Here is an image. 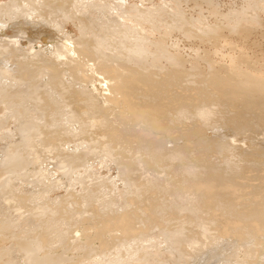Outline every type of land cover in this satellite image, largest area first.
<instances>
[{"label": "rangeland", "instance_id": "1", "mask_svg": "<svg viewBox=\"0 0 264 264\" xmlns=\"http://www.w3.org/2000/svg\"><path fill=\"white\" fill-rule=\"evenodd\" d=\"M81 1L82 3H84V5L82 3L80 4ZM86 1L88 3L90 2L91 4V1L93 0H89V1L71 0V2L69 1V4L66 2L55 3L54 1H47V0L44 1L43 0H0V11L3 15L6 14V16L8 15V13H10L8 16L10 17L12 15L10 17L11 19L15 18V16L12 14L11 11L18 12L19 16L20 17L22 16L21 18L24 20L25 23L31 21L30 24L31 27L32 26L35 27L38 25V24L37 25L32 24L33 22L35 23L36 20L37 21L44 20L47 24L44 22V24L40 23L39 25L42 26L45 25L44 29L48 30V32H51L52 35L54 34L53 37L57 35V32L60 33L61 35L62 33H66L65 35L63 34L64 37L62 38V40L60 39V41H62L63 44L64 41L69 42V40L72 39V37H74L73 38L74 40L76 38L75 41L80 40L82 38L84 42L83 43L81 40L82 44L86 46L87 44H85V42L90 43L88 44V46L90 45L89 49L91 47L90 50H96L98 49V47L101 48L99 42L102 43L104 42L103 45L105 47H108V50L106 48H103V50L105 51L107 50L108 52L111 50L112 51L119 50L120 54L122 55L121 51L125 50L126 44L132 46L137 42L142 45L143 42H147V41L154 42L160 39L159 43L165 40V42H162L164 45L163 46L161 45L160 48L162 49L166 48L167 44L170 46H174L175 44H178V47L181 48V51L182 52L184 51V53L186 52L185 57H187L188 59H191V57L203 58L202 53H200L202 51L200 50H203L204 46H206L207 48V45H203V44L200 45L199 42L198 43L196 42L198 40L193 39V37L190 40L184 36L187 34L185 28L190 27V25L193 24L197 26L203 25V27H206V24L207 25L222 24V22L223 23L225 22V19L226 21L227 19H229L228 16H231L232 19L238 18L240 14L241 15L246 14L244 13V11L247 10L249 13L258 12L261 15V17L264 18V12L262 11L264 10L263 9L264 0H213V1L211 0V2L208 0H119L120 2L124 3L123 6H126L127 10L131 9L135 5L137 7L147 9L148 12L153 14L151 15L152 17L150 16L151 19L147 16L150 21L148 19L147 21H145L146 18H143L144 20L139 19L142 17L140 13H133L135 14V17L141 16L138 18L139 20L135 18L134 19L135 21L126 17L129 14V12H124L127 13L125 15L122 12L123 16H121L122 15L121 13L118 16L116 15L117 13L115 10L108 11V10H101L100 8L94 7L92 5L87 6ZM102 1L103 0H100V4H103ZM114 1L116 2L117 0H113V2ZM39 2H42V4L40 3L39 5ZM94 2L99 3V0ZM129 3H131L132 7L127 6L129 5ZM258 8H262V10L260 9L258 10ZM107 11L109 12V14ZM114 11L115 14L112 13L111 15L110 12H114ZM234 11L236 14L234 13ZM1 13H0V21H1L0 36L1 35L2 36L0 37V46L1 45L2 46L0 47V67L4 70L3 67L5 66V64H7L8 66L7 69L5 70H7L8 72L4 75L5 78L0 77V82H1L0 85L3 86L2 91H4L3 93H0L1 94L0 96V116H1L0 117V156H1L0 157V206L6 208L5 210H3L5 211V213L8 214L11 213V215H13L12 219H15L17 214L20 217V218L18 217L19 219H22L21 217L25 218L26 214L27 216H31L32 214H40V216L31 217L32 218V219L30 218L31 221L29 220L26 223H22L21 229L23 230V232L21 233H15L17 232V230L15 229L13 230L11 227H6L3 230L4 234H6L7 237H10L11 239L6 240L8 244L5 243L6 241L0 242L1 243L0 264H23L24 261L26 260V256L29 254L27 253L28 251V246L26 245L28 242L27 240L28 239L33 240V238H36L38 241L46 239L47 243L52 242V244L54 245H58V246L62 245L63 248L66 247L69 253L71 255H74L75 260L77 259L76 260L77 263L75 261L74 264H83V262L82 263L79 262L80 260L79 256L80 254L81 255L83 254L82 251L85 250V247L83 248L82 245L78 246L79 245L78 243L75 246V242L69 244V240L71 239L70 237L73 236L74 234H78L79 231L80 233H83L86 230L89 231L90 229H91L90 231L93 230L96 231L98 229V226L100 227V224L102 226L103 223L105 224V225L103 224V226L110 225L113 221H115L114 220L115 217H119L118 215L120 216L123 215L124 212H125L124 214L125 218L129 219L130 229L121 235L122 238H119L120 240L119 239L111 240L110 243L107 244V247L105 246L104 248L105 250L103 252H96V256L97 255L100 256L99 254H102L101 256L103 255L106 256V259L104 260V263L106 264L108 263L109 259L114 257L120 258L122 256H126L128 255L129 252H130L129 254H132L135 252H141L146 249L147 250H150L151 248L155 249V247L157 246H162L164 244L162 243L163 241L162 237H164V233L165 235H168L171 234L173 230H174L173 233H175L176 230V235L178 233L180 238L184 237L187 239L188 237V239L189 238L192 239L193 237H197L196 240L198 241V243L193 244V246L197 244L195 245L196 248L193 247L190 249L188 248V245L192 244L191 240H189L190 241L189 243L186 242V244L181 245L183 248L188 249L191 253L189 255H183L182 260L186 262L183 264H238V262L239 264L242 263L264 264V239H263L264 238V204H263L264 183L262 184V182L264 181V179L262 178L264 176L254 178L252 181H250V184L248 183L246 186H240L241 189H239V186H234L238 188L237 189L234 188L236 189L235 192L236 194H232V195L229 194L230 191L224 190L223 187L218 189L216 187H213V191L211 189H207L204 187L201 190L197 191V189H195V187L193 186V182H191L196 176L202 177V174H204L205 176V175H209L205 173H210V175L215 174L214 176L217 175V177L221 176L220 178L223 177L222 179H224L225 177V180H227L226 182L229 184L234 179H237L239 175H241L240 174L241 172H243L242 174H248V173L251 174V172L257 173L259 171L264 170L263 169L264 168V159H263L264 158V110L262 111L258 109L257 112L254 109L244 113L242 110L239 111L238 107H237L238 110L236 107L233 108L234 105H231L230 101H225L226 96L224 95H223L224 97L221 95L218 96L219 95L218 94L215 96L216 98H214L212 93H216V90L215 91L212 90L214 92L210 93L211 89L208 88L205 90L206 96L201 94H200L201 96H199V94L197 93V89L192 84L186 86V88L187 87L191 88V89L189 88L187 89L190 92L189 93L187 91L190 94L187 96V98H182V99L174 98V97H170L168 99L161 98L162 101L167 102V107L166 110H164L165 113H163L162 120L161 118L159 119L163 122L164 127L168 128V130L170 131H173L180 125L179 127H182L181 129H184L183 130L184 132L181 131L183 132V134L175 135L176 139L175 141H173L174 144L176 145L175 146L173 144V147L177 149L174 148L175 151L173 150L174 152L173 155L171 156L173 160L171 161L172 164L170 166L171 167L174 166V167L173 169L171 168L172 173L170 175L172 174L175 175V172L176 175L175 176L172 175L173 176L172 180H174V182L172 181V184H170L171 186L170 188H168L169 190L168 189L159 190V188L158 189L142 188L143 190L142 192L140 185H137L138 183L135 177H133L134 180L130 179L129 181H124L120 178L119 165L115 166L110 161L104 162V159L106 158L105 155L107 154L106 152L105 153L103 152V155L105 154L104 158L101 159L100 157L102 155L101 153L102 150L106 149V150H110L112 153H115L113 155H117V156L111 155L110 156L111 160L113 159V157H115L116 159L118 158L120 159V157L126 153L125 151L128 148L131 149L132 151V147L137 142L136 135L139 133V131L132 129L131 127L125 124L114 125L115 123H112L113 126H111L110 128L111 130H110L108 126H105V122L107 125V123L111 121L112 118L111 114H108L106 116L104 115L106 119L103 118L105 119V120L102 119L103 122L101 121V119L99 120L96 117L89 118L88 115L90 111H92L91 109H93L94 107L93 105H99L103 102L101 99L96 100V97L94 98L92 97L90 99V101L93 100L92 101V103H94L93 105L89 104L87 101H83V102L79 101L80 99L78 100L79 102L74 100L75 97L74 91H76L78 88L91 90L94 87L92 86V84H89V88H86L84 86L85 84L81 82V80L76 79V77L73 78L76 71L75 69L76 67L75 66L73 67V65L70 64L68 61H66L68 63L65 62L64 64V62H61L63 58L61 59V56H57L59 54V51L65 49L68 43L65 42L63 49L60 47L61 45L59 42H57L56 43L57 45L55 46L51 45V43L49 42L46 43L45 36L47 37V35H45V33L44 34L39 33L40 38L34 41V37H32V41H31L30 39L31 35L32 36L35 35L37 30L36 31L31 30L30 32L29 28H26L25 30L23 28H18L19 24L18 25L15 24L11 26V22H5V19L7 17L3 16ZM200 15L202 18L200 17ZM30 17H33V20H31ZM155 17L157 18L156 20L158 21H155ZM120 20L122 21L126 20L125 21L126 24H124ZM136 20H138V23ZM119 21L125 27L122 24H120ZM166 21L168 22V24ZM135 23H137L138 25L137 24L135 25ZM159 25L161 26V28ZM14 26L17 28H14ZM55 26L58 27V29ZM127 26L129 28H127ZM170 26L171 28H175L173 29V32ZM150 27L152 28L155 27V28L151 29ZM162 27L164 29H162ZM167 27L168 30H166ZM55 28L57 31L55 30ZM156 28L158 29V31ZM60 29L62 30V32ZM180 29L185 32L184 35L182 34ZM20 30L23 33L19 32ZM163 30H165L166 32L165 31L164 32L165 34L166 33L167 34L166 35L164 34L165 37L162 40L161 36H164L161 35ZM159 32L161 36L159 35ZM168 32H169V36H168ZM60 34H58L57 36H60ZM180 34H182V36ZM67 37L69 40L65 39ZM154 38H156V40H154ZM29 40L31 41V44H28ZM156 44H158V42ZM197 44L198 46H196ZM12 45L14 46L16 45L15 47L20 52L24 51L25 53L18 55V53H15L13 51L14 46ZM37 47L40 52L45 51L44 53L41 52L43 56L45 54L47 55L44 56L45 57L44 59L42 58L43 60L39 58L38 53H37L38 56H36V52L34 50H36ZM43 47L46 49L42 50ZM195 47L197 49H195ZM52 48H54V50ZM47 51L51 52L53 56L51 54H48ZM119 52L117 53L119 54ZM30 53H31V57L30 55L29 57H27L26 55ZM32 54H34V56ZM155 54L156 51L152 54H148L147 58H150ZM200 54L202 56H200ZM211 57L213 58V56ZM214 58L216 59V57ZM2 61H4V63H2ZM56 61H58L61 64H57ZM68 65H70V67ZM53 66L57 68H61L64 70L63 72L65 71L66 72L59 73L57 68H55V70L52 69L54 68ZM48 67L50 68V70ZM1 68H0V72L2 71ZM8 69H10V71ZM69 69L71 72L69 71ZM43 74L45 77L43 76ZM77 74H80V72H78ZM20 75L23 76V78ZM48 75L51 76L50 79H48L49 77ZM92 82L94 83L95 81L92 80ZM98 85L104 87L103 82L98 83ZM191 86L194 88H192ZM208 96L210 97L209 99ZM1 100H3L5 103ZM222 100H224V102ZM218 102L220 105H218ZM234 109L237 111H235ZM4 110L6 112H3ZM82 110L83 111L87 110V112L86 111L83 112ZM237 112H239L238 114L240 116L235 115ZM232 115L234 116V118H232L233 117ZM253 115L256 117H254ZM235 121L237 124L235 123ZM194 123L195 124L198 123L200 126L196 124L195 127ZM229 124H231L230 126L232 125L233 126L230 128ZM184 126L186 129L184 128ZM123 127L124 129L122 130ZM191 128L194 129L192 130ZM238 129L241 131H239ZM132 130L135 131L132 132ZM220 131L223 134H225L226 137L225 136L221 137ZM20 132H26L29 135L28 142L30 147L27 148L31 150V152L33 150L35 154H38L41 157V164H40V168L42 169L41 171L40 170L38 171V169H36V166L38 164L37 162H36L37 164L34 163L36 166L34 164L33 165L30 164L28 168L25 169L17 165L14 166L12 165L14 164L13 163L14 160L27 156L22 150H18L16 152L8 151V146L12 144L11 142L16 143L17 139H20L19 138ZM212 134L215 136L213 137ZM182 135L183 137H185L184 139L186 138L187 139L184 140ZM177 137L179 138V140L177 139ZM219 137L221 138L220 140H218ZM234 139L236 140L238 139L240 141L236 142ZM213 140H215V142ZM245 140L246 141L248 140L249 142L248 141L245 142ZM210 141H212V143ZM222 143H226L227 148L223 147L226 145L225 144L223 145ZM171 144L172 143L170 144L168 143L167 146L169 147ZM234 144H238L239 147L236 145L235 147H233ZM246 144L249 145L248 147H250L251 145L253 147L248 148ZM105 145L108 147L103 148ZM183 147L185 149H183ZM231 148H233V150L234 148L235 149L239 148L240 150L237 149L238 151L235 150L234 152L231 153L230 151H233L231 150ZM178 150L179 151L182 150V151L178 152ZM99 151L101 155L99 154ZM257 151H259L260 153H257ZM158 152H153L151 158L147 160L145 158L142 161L138 162V166L142 165L140 167H144L143 163H145L146 169H148L143 173V175H141L142 176L141 178H144L143 176L145 175H146L145 178L150 176L153 177L156 175L157 177L159 176L165 177L164 172H158V171L163 170L165 169V167H167L163 159L164 157H166L165 159L167 161L166 160L165 161L167 164L170 163V161L167 159V154H164L166 153V150L164 151L163 149V151H161V154L160 151ZM214 152L216 154H214ZM243 152L245 155L243 154ZM28 153H30V151ZM56 153L57 155H54ZM70 153L79 155L80 158L79 156H77V160H76V158L73 159L71 156L69 155L67 156V154ZM94 153L97 154V157L95 156ZM154 153L155 156L158 157H155ZM62 154L64 155V157L63 156L59 157ZM221 154L223 155V157ZM235 154L236 156H234ZM140 155L141 154L139 152L134 153V156L137 158L145 157V155L142 156ZM216 155L219 158H217ZM182 156H184V158ZM204 156L207 158V160ZM179 157L180 158L182 157L184 159V162H182L183 159L182 160L180 159L181 161L178 160ZM115 158L113 160H116ZM208 158L210 159L208 160ZM238 158H240V160ZM247 158L250 160V162L247 160ZM255 159L260 161H256ZM95 161L98 162L96 163ZM187 161L190 166L188 165L186 167V165L188 164L186 163ZM178 162L180 164H178ZM191 162L192 163L194 162V164H192ZM231 162L233 163L232 164L233 166H231L230 164ZM197 163L200 166H197L198 165ZM208 164L212 167L215 166V169L214 168L210 169L209 168L210 166H208ZM242 164L243 165L246 164V165L243 166ZM110 165H112V167ZM192 165L194 166L196 165V167ZM253 165L256 167H253ZM236 166H239L237 167L238 170ZM96 167L97 169H95ZM180 167L181 170L179 169ZM198 167L200 168L202 167V172L196 173L195 171H193L194 168L199 169ZM175 168L177 170H174ZM206 168L208 169V172L206 171L207 170ZM234 168L236 170H234ZM243 168H245V170ZM197 169L195 170L197 171ZM31 170H34V172L35 171L36 172L34 173ZM215 170L216 172H213ZM37 171L40 172L41 174L40 173L37 174ZM244 171H246V173ZM189 176H191L192 178H190ZM101 178L105 179V183L104 185L97 186L96 182ZM251 178H253V175L251 176ZM259 183L262 184L263 186L260 185ZM136 185L140 189H138ZM127 186H129L130 188ZM190 188L191 189L193 188V190H190ZM127 189H129L130 192ZM134 189H138V191ZM194 192L197 193L195 194ZM254 192L256 193V195L254 194ZM190 195H193V197H191ZM247 195L251 198H249ZM160 196H162L163 198ZM167 196H169L168 199ZM240 197L243 198L244 200L243 199L241 200ZM174 198L175 200L176 199L177 200L174 201ZM229 198L230 199L234 198V200L232 199L233 200L232 201ZM237 198L240 199L238 201L240 203L237 202L238 200ZM250 199H253V201ZM17 203H19L21 206L18 207L19 209L16 206L11 207L13 205H16ZM131 205L133 206L131 207ZM241 205H243L244 207ZM129 206L132 208V210ZM64 211L67 213H65ZM61 213L63 214V216H61ZM52 217L53 219H51ZM54 217H56V220ZM99 217H101L103 220ZM102 221L103 223H101ZM97 222H99L100 224ZM229 223L232 225H230ZM3 224L4 226H9L6 222L4 223L0 221V226H3ZM203 228L206 231H203ZM78 229L79 231H77ZM113 231H109L108 234L109 235L111 234V236L115 235L114 234L115 232ZM201 231L205 232L207 235L202 234ZM117 233L118 232H116V234ZM20 236L24 238L21 239ZM169 239H174V238L170 237ZM113 241H115V243ZM21 244L23 245V247L21 246ZM96 244L97 243H94L92 244V246L94 245L96 246ZM94 250L95 249H93V251ZM165 255L167 256L166 259L172 260V256L170 254H165ZM165 255H158L159 257L157 258L165 259ZM193 255H197L198 258L197 262H195L196 260L195 257H192ZM167 264H172V263L169 262Z\"/></svg>", "mask_w": 264, "mask_h": 264}, {"label": "bare ground", "instance_id": "2", "mask_svg": "<svg viewBox=\"0 0 264 264\" xmlns=\"http://www.w3.org/2000/svg\"><path fill=\"white\" fill-rule=\"evenodd\" d=\"M44 1V0H43ZM47 1H54L55 3L56 2H66L69 4V1L71 2V0H47ZM78 1V0H77ZM85 1V0H84ZM89 1V0H88ZM94 1H98V0H93L91 1V4L90 2L88 3L87 1V6L88 5H92L94 7H97V8H100L101 10H115L116 11V15L119 16V14L123 12V14H127V13H124V12H129L128 15L130 16H126L127 18L131 19V20H134L135 18H139V19H143V18H146L145 21H147L148 17L151 19V14L150 12L147 11V9H143L141 7H137L136 5L135 6H131V3H129V5L127 6H130L132 7L131 9L127 10L126 6H123L124 3L120 2L119 0H117L116 2L113 0H103V4H100V0H99V3L98 2H94ZM211 2V0H208ZM213 1V0H212ZM40 3L42 4V2H39V5ZM44 3V2H43ZM82 3V1L80 2V4ZM84 5V3H82ZM221 4V3H220ZM214 5H217V4H214ZM9 6V5H8ZM129 7V8H130ZM260 7V6H259ZM89 8V7H88ZM257 8V7H256ZM255 8V9H256ZM262 10V8H258V10ZM264 9V8H263ZM4 10V9H3ZM217 10V9H215ZM236 10V9H235ZM107 11V12H108ZM115 11L114 12H110L111 15L112 13L115 14ZM252 11V10H251ZM255 11V10H254ZM264 12V10H262ZM6 12V11H5ZM9 12V11H7ZM12 14L15 16L14 19H11L10 17L12 16H8L10 13H8V15L6 16V14H2L1 11L0 13L7 17L5 19V22H11V26L12 25H15V24H19L18 28H23L24 30L26 28H29L30 29V32L31 30H34L36 31L35 35H29L31 41H32V37H34V41L35 40H38L39 37V33H45V35H47V37L45 36V39H46V43L49 42L51 43V45H57L56 43L59 42L60 43V47L63 49L64 47V44L65 42L68 43L66 45V48L59 51V54L57 56H61V62H65L68 61L70 64L73 65V67L75 66L76 68V71H75V74L73 76L76 77V79H79L81 80V82H83L85 85L86 88H89V84H92V86L94 87L93 89L91 90H86V89H83V88H78L76 91H74V94H75V97H74V100L75 101H87L89 104H94L92 103V101H90V99L93 97H96V100H99L101 99L103 103L99 104V105H93V109H91L92 111H90L88 117L89 118H92V117H96L98 118L99 120L103 118L106 119V115L108 114H111L112 118H111V121L107 123L106 125V122H105V126H108L109 129L111 128V126H113L112 123H115L114 125L116 124H125L129 127H131L132 129H135L136 131L138 130L139 133L136 135V144L132 147V151L131 149H127L125 152V154H123L120 159H116L115 157L113 156H117V155H113L115 153H112L110 150H106V149H103L105 151L102 150V155H103V152L107 153L105 155V159H104V162L105 161H110L113 165H119V173H120V178L124 181H129L130 179L134 180L133 177L136 178V181H137V185H140L141 187V191L143 192L142 188L143 189H149V188H152V189H164V190H167L168 188H170V184H172V181L174 182V180H172L173 176L176 175V172H175V175H170L172 173V170L171 168L173 169V167H171L170 165L172 164L171 161L173 160V158L171 157L173 155V152L175 151L173 147V144L175 141V135H178V134H183V130L184 129H181L182 127H177L175 130L173 131H170L168 130V128L164 127V124L163 122L161 121L162 120V117H163V113L164 110H166V107H167V102L166 101H162L161 98H170V97H174V98H187L188 95H190L189 93V90H187L188 88L191 89L190 87H187V85L189 84H192L195 86V88L197 89V93L199 94V96L201 95H205V90L206 89H211L210 93L211 92H214L216 90V93H212L214 98H216L215 96L218 95V96H226L225 97V101H230L231 105H234V107H238L239 108V111L242 110L244 113L245 112H249L251 110H264V18L261 17V15L258 13V12H253V13H249L248 10L247 11H244V15H241L238 16V18H234L232 19L231 16H228L229 19H225V24L222 22V24H212V25H207L206 24V27H203L202 26H197V25H190V27L188 28H185L186 29V35L184 31H182L181 29V32L182 34L187 38V39H195V40H198L196 41L197 43L199 42V44H203V45H207V48L206 46H204L203 50H200L202 52V55L200 54V56H202L203 58H196V57H191V59H188L187 57H185V53L184 51L182 52L181 51V48L178 47V44H175L174 46H170V45H166L167 47L166 48H160L161 45L163 46L164 44L162 42H165V40H163V38L165 37V30L162 31V34L161 35H164V36H161L160 35V32H159V35L162 37V40L160 43V39H158V41L156 40V38H154V42H143V44H139V43H135L134 45L132 46H129V44L127 45L126 44V47H125V50L124 51H121L122 52V55L120 54L119 50H115V51H107L108 50V47H105L103 45L102 42H99L100 45H101V48L98 47V49L96 50H90L89 49V46L88 44L90 43H86L87 44L86 46L84 44L81 43V40L83 42V39L81 38L80 40H75L73 39L74 37H72V39H68L65 38L66 40L68 39V41H64V44L62 41H60V39L62 40V38L64 37L63 34L65 35L66 33H62V35L60 33L57 32V35L60 34V36H55L53 37L52 33L51 32H48V30H45V25H39L40 23H43L44 24V20H41V21H37L34 23H32L33 25H37L35 27H31L30 24H31V21H28V22H24V20L19 16V13L18 12H13L11 11ZM21 12V10H20ZM261 12V11H260ZM132 15H131V14ZM133 13H140L141 16L139 17H135V14ZM215 13V12H213ZM235 13V11H234ZM241 13V12H240ZM22 14V13H21ZM109 14V12H108ZM123 14L121 16H123ZM209 14V13H208ZM222 14V13H220ZM224 14V13H223ZM236 14V13H235ZM243 14V13H242ZM138 15V14H137ZM154 15H157V14H154ZM214 15V14H213ZM114 16V15H113ZM112 16V17H113ZM148 16V17H147ZM151 16V17H150ZM224 16V15H223ZM111 17V16H110ZM158 17V16H156ZM155 17V21H158L156 20L157 18ZM161 17V16H160ZM201 17V15H200ZM24 18V17H23ZM31 20H33V17H30ZM108 18V17H107ZM114 18V17H113ZM202 18V17H201ZM227 18V17H226ZM116 19V18H115ZM114 19V20H115ZM121 19V18H120ZM138 19V20H139ZM154 19V17H153ZM152 19V20H153ZM200 19V18H199ZM117 20V19H116ZM138 20L137 23H138ZM144 20V19H143ZM142 20V21H143ZM149 20V19H148ZM163 20V19H161ZM159 20V21H161ZM167 20V19H166ZM204 20V19H203ZM3 21V20H2ZM121 22H123L124 24H126V20L122 21L120 20ZM119 21V22H120ZM135 21V20H134ZM150 21V20H149ZM148 21V22H149ZM154 21V22H155ZM165 21V20H164ZM169 21V20H168ZM199 21V20H198ZM1 22V21H0ZM120 22V24H122ZM130 22H133V21H130ZM140 22V21H139ZM167 22V21H166ZM202 22V21H200ZM208 22V21H207ZM46 23V22H45ZM135 23V25L137 24ZM143 23V22H142ZM145 23V22H144ZM153 23V22H152ZM151 23V24H152ZM159 23V22H158ZM157 23V24H158ZM194 23V22H193ZM214 23V22H213ZM47 24V23H46ZM132 24V23H131ZM156 24V23H154ZM168 24V22H167ZM171 24V23H170ZM182 24V23H181ZM123 25V24H122ZM134 25V27H135ZM138 25V24H137ZM141 25V24H139ZM143 25V24H142ZM150 25V24H149ZM179 25V24H178ZM2 26V24H1ZM30 26V27H29ZM47 26V25H46ZM124 26V25H123ZM154 26V25H152ZM160 26V25H159ZM158 26V27H159ZM169 26V25H168ZM172 26V25H171ZM170 26V28H171ZM180 26V25H179ZM56 27V26H55ZM125 27V26H124ZM157 27V28H158ZM164 27V26H163ZM162 27V29H164ZM178 27V26H176ZM187 27V26H186ZM13 28V27H12ZM14 28H17L14 26ZM58 29V27H56ZM55 28V30H56ZM127 28H129L127 26ZM151 29L155 28V27H150ZM156 28V29H157ZM161 28V26H160ZM169 28V29H170ZM181 28V27H180ZM8 29V28H7ZM132 29V28H131ZM162 29H159V30H162ZM172 29V32H173V29L175 28H171ZM4 30V29H3ZM41 32H40V31ZM52 30V29H51ZM61 30V29H60ZM168 30V27L167 29ZM184 30V29H183ZM23 31V30H22ZM57 31V30H56ZM152 31V30H151ZM158 31V29H157ZM156 31V32H157ZM165 31V32H164ZM179 31V30H178ZM21 32V30L19 31ZM18 32V33H19ZM26 32V31H25ZM60 32V31H59ZM62 32V30H61ZM65 32V31H64ZM164 32V33H163ZM170 32V31H169ZM169 32H168V36H169ZM184 32V33H183ZM2 33V32H1ZM23 33V32H21ZM34 33V32H33ZM158 33V32H157ZM171 33V32H170ZM180 33V32H179ZM29 34V33H28ZM71 34V33H70ZM132 34V33H131ZM137 34V33H136ZM177 34V33H176ZM182 34H180L182 36ZM4 35V34H3ZM172 35V34H171ZM170 35V36H171ZM174 35V34H173ZM2 36V35H1ZM0 36V37H1ZM81 36V35H80ZM166 36V37H168ZM28 37V39H29ZM70 37V36H69ZM117 37V36H116ZM125 37V36H124ZM178 37V35H177ZM175 37V38H177ZM118 38V37H117ZM64 39V40H65ZM174 39V38H173ZM185 39V38H184ZM153 40V39H152ZM179 40V39H178ZM177 40V41H178ZM7 41V40H6ZM31 41L29 40V43L28 44H31ZM80 41V42H79ZM193 41V40H192ZM158 42V44H156ZM188 42V41H187ZM191 42V41H189ZM195 42V41H194ZM45 43V44H46ZM81 43V44H80ZM84 43V42H83ZM92 43V42H91ZM192 44V43H190ZM194 44V43H193ZM123 45V43H122ZM195 45V44H194ZM200 45H199V48H200ZM2 46V45H1ZM0 46V47H1ZM14 46V45H12ZM16 46V45H15ZM14 46V49L13 51L15 53H18L19 54H23L25 53L24 51L20 52L16 47ZM42 46V45H40ZM46 46V45H45ZM49 46V45H48ZM198 46V44L196 45ZM194 47V46H193ZM50 48V47H48ZM47 48V49H48ZM56 48V47H55ZM103 48H106L107 50H103ZM111 48V47H110ZM109 48V49H110ZM114 48V47H113ZM116 48V47H115ZM123 48V47H121ZM191 48V46H190ZM36 49V48H35ZM46 48H42V50H45ZM54 50V48H52ZM93 49V48H92ZM112 49V48H111ZM194 49V48H192ZM195 49H197L195 47ZM32 50V49H31ZM41 50V49H40ZM19 51V52H17ZM36 52V56L39 55V58H45L44 56H47L46 54L43 56V54L41 52L43 51H39L38 47L36 50H34ZM91 51V52H89ZM156 51V54L150 58H147V55L148 54H152ZM199 51V50H197ZM7 52V51H6ZM30 52V51H29ZM45 52V51H44ZM43 52V53H44ZM48 54H51V52L47 51ZM119 52V54L117 53ZM195 52V50H194ZM38 53V55H37ZM11 54V53H10ZM196 54V53H195ZM26 55V54H25ZM31 57V53L30 54H27L26 56L27 57ZM34 56V54H32ZM52 55V54H51ZM53 56V55H52ZM196 56V55H195ZM211 56L216 57V59L212 58ZM25 58V57H24ZM57 58V57H56ZM28 59V58H27ZM40 59V61H41ZM42 59V60H43ZM58 59V58H57ZM4 60V59H3ZM39 60V59H38ZM52 60V59H51ZM90 61V62H89ZM92 61V62H91ZM36 62V61H35ZM34 62V63H35ZM57 64H61L59 63L58 61H56ZM66 62V63H68ZM2 63H4V61H2ZM26 63V62H25ZM39 63V62H38ZM204 63V64H203ZM24 64V63H23ZM44 64V63H43ZM47 64V63H45ZM41 65V63H40ZM67 65V64H66ZM4 66V65H3ZM2 66V67H3ZM7 64H5V66L3 67L4 70L2 69V71L0 72V77L3 78L4 75L8 72L7 70ZM62 66V65H60ZM70 67V65H68ZM54 67V66H53ZM67 67V66H66ZM68 67V68H69ZM18 68V67H17ZM49 68V67H48ZM55 68L57 67H54L52 69L55 70ZM65 68V67H64ZM67 68V69H68ZM43 69V68H41ZM45 69V67H44ZM58 69V72L59 73H62L64 70L61 69V68H57ZM10 71V69H8ZM22 70V69H21ZM50 70V68H49ZM23 71H26V70H23ZM35 71V70H34ZM39 71V70H38ZM70 71V69H69ZM73 71V70H72ZM66 72V71H65ZM63 72V73H65ZM68 72V71H67ZM71 72V71H70ZM78 72H80V74H77ZM25 73V72H24ZM37 74V73H36ZM26 75V74H25ZM47 75V74H46ZM65 75V74H64ZM21 76V75H20ZM44 76V74H43ZM48 79L51 78L50 75H48ZM19 77V76H18ZM23 78V76H21ZM30 77V76H29ZM45 77V76H44ZM68 77V76H67ZM65 77V78H67ZM202 77V78H201ZM5 78V77H4ZM42 78V77H41ZM201 78V79H199ZM47 79V81H48ZM25 80V79H24ZM23 80V81H24ZM92 80H94L96 82L93 83ZM201 80V82H200ZM203 80V81H202ZM46 82V80H45ZM100 82H103L104 83V87L101 86V85H98V83ZM184 82V83H183ZM1 84V82H0ZM16 84V83H15ZM54 84V83H53ZM102 84V83H101ZM103 85V84H102ZM200 87H199V86ZM202 86V87H201ZM206 86V87H205ZM192 87V86H191ZM2 88L3 86L0 85V93H3L4 91H2ZM10 88V87H9ZM12 88V87H11ZM66 88V87H65ZM72 88V87H71ZM194 88V87H192ZM74 89V88H73ZM10 90V89H9ZM69 90V89H68ZM193 90V89H192ZM195 90V89H194ZM214 90V91H212ZM12 91V90H11ZM189 93H188V92ZM192 92H195V91H192ZM8 94V93H7ZM5 94V95H7ZM201 94V95H200ZM192 95V94H191ZM1 96V94H0ZM206 96V95H205ZM223 96V97H224ZM67 97V96H66ZM101 97V98H100ZM63 98V97H62ZM210 97L208 96V99ZM213 98V99H214ZM69 99V98H68ZM216 100V99H215ZM218 100V99H217ZM3 101V100H1ZM78 101V102H79ZM185 101V100H184ZM224 102V100H222ZM4 102V101H3ZM72 102V101H71ZM188 102V101H187ZM220 102V101H219ZM218 102V105H220ZM222 102V103H223ZM5 103V102H4ZM196 103V102H195ZM208 103V102H207ZM221 103V102H220ZM74 105V104H73ZM225 105V103H224ZM227 105V104H226ZM81 106V105H80ZM79 106V107H80ZM78 108V107H77ZM228 108V107H227ZM237 108V110H238ZM74 109V108H73ZM76 109V107H75ZM74 109V110H75ZM80 109V108H79ZM225 109V108H224ZM35 110V109H34ZM67 110V109H66ZM73 110V111H74ZM84 110V109H83ZM82 110V111H83ZM89 110V108H88ZM200 110V109H199ZM202 110V109H201ZM235 110V109H234ZM235 110V111H237ZM10 111V110H9ZM80 111V110H79ZM87 112V110H85ZM83 111V112H85ZM109 111V113H108ZM3 112H6L5 110ZM8 112V110H7ZM78 112V111H77ZM82 112V113H83ZM189 112V111H188ZM227 112V111H226ZM258 112V111H257ZM239 112H237L235 115L238 116ZM243 113V114H244ZM260 113V112H259ZM258 113V114H259ZM96 114V115H95ZM205 114V113H204ZM203 114V115H204ZM242 114V115H243ZM5 115V113H4ZM105 115V116H104ZM207 115V114H206ZM8 116V114H7ZM225 116V115H224ZM233 116V115H232ZM240 116V115H239ZM254 116V115H253ZM261 116V114H260ZM1 117V116H0ZM77 117V116H76ZM109 117V116H108ZM204 117V116H203ZM246 117V116H245ZM256 117V116H254ZM14 118V117H12ZM11 118V119H12ZM161 118V120H159ZM230 118V117H229ZM234 118V116L232 117ZM237 118V117H236ZM21 119V118H20ZM103 119V120H105ZM2 120V119H1ZM8 120V118H7ZM14 120V119H13ZM110 120V119H109ZM195 120V119H193ZM199 120V119H198ZM216 120V119H215ZM225 120V119H224ZM248 120V119H247ZM4 121V119H3ZM83 121V120H82ZM97 121V120H96ZM166 121V120H164ZM232 121V120H231ZM260 121V120H259ZM103 122V121H102ZM117 122V123H116ZM204 122V121H203ZM230 122V120H229ZM205 123V122H204ZM233 123V122H232ZM236 123V121H235ZM243 123V122H242ZM248 123V122H247ZM246 123V124H247ZM104 124V123H103ZM180 124V123H179ZM195 124V123H194ZM198 124V123H196ZM196 124H195V127H196ZM224 124V122H223ZM237 124V123H236ZM110 125V126H109ZM184 125V124H183ZM231 124H229V127L231 128L232 126H230ZM187 126V125H186ZM189 126V125H188ZM198 126H200L198 124ZM107 127V128H108ZM235 127V126H234ZM239 127V126H238ZM244 127V126H243ZM113 128V127H112ZM118 128V127H117ZM185 128V126H184ZM226 128V127H225ZM79 129V128H78ZM107 129V130H109ZM124 129V127L122 128V130ZM186 129V128H185ZM192 129V128H191ZM194 129V128H193ZM192 129V130H193ZM229 129V128H228ZM240 129V128H239ZM238 129V130H239ZM244 129V128H243ZM242 129V131H243ZM22 130V129H21ZM111 130V129H110ZM135 130H132L135 131ZM190 130V129H189ZM208 130V128H207ZM223 130V129H222ZM25 131V130H24ZM125 131V130H124ZM183 131V132H181ZM188 131V130H186ZM241 131V130H239ZM129 132V131H128ZM216 132V131H215ZM227 132H230V131H227ZM112 133V132H111ZM127 133V132H126ZM189 133V132H187ZM192 133V131H191ZM218 133V132H217ZM236 133V131H235ZM242 133V132H241ZM20 139H17V142L16 143H13L11 142L12 144L8 146V151L10 152H16L18 150H22L24 151V153L27 155L23 158H19V159H16L13 161L14 164H12L13 166L14 165H17V166H20L21 168H28V166L30 164H34L36 163L37 166H36V169H38V171L42 170L40 168V164H41V157L38 155V154H35L32 150H29L28 148L30 147L29 145V142H28V134L26 132H20ZM210 134V133H209ZM186 135V134H185ZM213 135V134H212ZM232 135V134H231ZM236 135V134H235ZM101 136V135H100ZM135 136V135H134ZM187 136V135H186ZM189 136V135H188ZM215 135H213L214 137ZM220 136H225V134H223L221 131H220ZM242 136V135H241ZM246 136V135H245ZM179 137V136H178ZM177 137V139L179 140V138ZM183 137V135H182ZM181 137V138H182ZM190 137V136H189ZM218 137V136H217ZM234 137V136H232ZM240 137V136H239ZM243 137V136H242ZM127 138V137H126ZM185 137H183L184 139ZM210 138V137H209ZM11 139V138H10ZM187 139V138H186ZM184 139V140H186ZM221 138L219 137L218 140H220ZM243 139V138H242ZM249 139V138H248ZM253 139V138H252ZM14 140V139H13ZM202 140V139H201ZM211 140V139H210ZM232 140V138H231ZM236 142L240 141V140H236L234 139ZM113 141V140H112ZM191 141V140H190ZM215 142V140H213ZM244 141V140H243ZM248 141V140H247ZM245 140V142H247ZM109 142V141H108ZM114 142V141H113ZM177 142V141H176ZM196 142V140H195ZM200 142V141H199ZM212 143V141H210ZM222 142V141H221ZM229 142V141H228ZM233 142V141H232ZM244 142V144H245ZM249 142V141H248ZM170 144L172 143L169 147L167 146V144ZM203 143V142H202ZM9 144V143H8ZM37 144V143H36ZM84 144V143H83ZM92 144V143H91ZM217 144V143H216ZM223 145L226 143H222ZM248 144V143H247ZM246 146L248 147L249 145ZM250 144V143H249ZM263 144V143H262ZM39 145V144H38ZM132 145V144H131ZM175 145V144H174ZM219 145V144H218ZM229 145V143H228ZM238 146V144H234L233 147ZM41 146V145H40ZM83 146V145H82ZM176 146V145H175ZM184 146V145H183ZM242 146V145H241ZM245 146V148H246ZM28 147V148H27ZM105 147H108V146H104L103 148ZM131 147V146H130ZM223 147H226L227 148V145L226 146H223ZM239 147V146H238ZM244 147V145H243ZM253 147L252 145L248 148H251ZM5 148V147H4ZM182 148V147H181ZM180 148V149H181ZM201 148V147H200ZM219 148V147H218ZM230 148V147H229ZM242 148V147H241ZM244 148V149H245ZM82 149V148H81ZM101 149V148H100ZM164 151L166 150V153L164 154H167V159L170 161V163H166V157H164V162H165V165H167V167H165V169L163 170H160L158 172H164L165 173V177H157L156 176H150V177H146L143 176L144 178H141L143 175V173L148 170L146 169V166H145V163H143V166L145 167H140L138 166V162L139 161H142L143 159L146 158L149 159L152 157V154L153 152H158L160 151V154H161V151ZM177 149V148H175ZM183 149H185L183 147ZM238 150H240L239 148H237ZM234 148H231V150L233 151H230L231 153L234 152L235 150H237ZM253 149V148H252ZM30 153H28L29 151ZM37 150V149H36ZM34 150V151H36ZM174 150V151H173ZM214 150V149H213ZM227 150H230V149H227ZM237 150V151H238ZM246 150V149H245ZM248 150V149H247ZM263 150V149H262ZM21 151V152H22ZM41 151V150H39ZM131 151V152H130ZM182 151V150H181ZM178 150V152H181ZM242 151V150H241ZM250 151V150H249ZM75 152V151H74ZM90 152V151H89ZM114 152V151H113ZM136 152H139L142 156V155H145L144 158H137L134 156V153ZM204 152V151H203ZM213 152V151H212ZM218 152V151H217ZM240 152V151H239ZM238 152V153H239ZM246 152V151H245ZM4 153V152H3ZM23 153V152H22ZM23 153V154H24ZM39 153V152H38ZM80 153V152H79ZM100 151H99V154L101 155ZM118 153V152H117ZM116 153V154H117ZM159 153V152H158ZM157 153V154H158ZM219 153V152H218ZM241 153V152H240ZM239 153V154H240ZM248 153V152H247ZM257 153H260L259 151H257ZM263 153V152H261ZM11 154V153H10ZM21 154V153H20ZM86 154V153H85ZM95 154V153H94ZM109 154V155H108ZM163 154V153H162ZM194 154V153H193ZM214 154H216L214 152ZM242 154V153H241ZM244 154V152H243ZM252 154V153H251ZM3 155V154H2ZM16 155V154H15ZM54 155H57L54 154ZM71 156L73 159L76 158L77 160V156L79 155H76V154H67V156ZM99 155V156H100ZM102 155L100 156L101 159L104 158V155L102 157ZM113 155V159L115 158L116 160H111L110 159V156ZM209 155V154H208ZM212 155V154H211ZM210 155V156H211ZM222 155V154H221ZM228 155V154H227ZM245 155V154H244ZM64 157V155L62 154L61 156L59 157ZM86 156V155H85ZM94 156V155H93ZM95 156L97 157V154H95ZM94 156V157H95ZM154 156H155V153H154ZM160 156V155H159ZM166 156V155H165ZM203 156V155H202ZM217 156V155H216ZM215 156V157H216ZM236 156V154L234 155ZM263 156V155H262ZM261 156V157H262ZM1 157V156H0ZM12 157V156H11ZM88 157V156H87ZM98 157V158H100ZM111 157V158H112ZM155 157H158V156H155ZM184 158V156H182ZM178 158V160H182L183 158ZM205 157V156H204ZM209 157V156H208ZM214 157V156H213ZM223 157V155H222ZM221 157V158H222ZM238 157V156H237ZM13 158V157H12ZM80 158V156H79ZM201 158V157H200ZM206 158V157H205ZM217 158H219L217 156ZM220 158V159H221ZM153 159V158H152ZM161 159V158H160ZM162 159V160H163ZM210 158H208L209 160ZM215 159V158H213ZM212 159V160H213ZM226 159V158H225ZM240 160V158H238ZM244 159V158H242ZM264 159V158H263ZM12 160V159H11ZM166 160V161H165ZM180 160V161H181ZM194 160V159H193ZM192 160V161H193ZM203 160V159H202ZM207 160V158H206ZM236 160V159H235ZM234 160V161H235ZM247 160L250 162V160L247 158ZM256 161H260V160H257L255 159ZM2 161V160H1ZM67 161V160H66ZM101 161V160H100ZM150 161V160H149ZM196 161V160H195ZM194 161V162H195ZM198 161V160H197ZM231 161V160H229ZM238 161V160H237ZM85 162V161H84ZM96 162V161H95ZM98 162V161H97ZM96 162V163H97ZM109 162V163H110ZM177 162V161H176ZM174 162V163H176ZM184 162V159L183 161ZM194 162L192 164H194ZM253 162V161H252ZM72 163V162H71ZM76 163V162H75ZM188 163V161L186 162ZM216 163V162H215ZM220 163V162H218ZM224 163V162H223ZM178 164H180L178 162ZM185 164V163H184ZM183 164V165H184ZM196 164V163H195ZM198 164V163H197ZM227 164V162H226ZM231 166H233L232 162L230 163ZM229 164V165H230ZM240 164V163H239ZM254 164V163H253ZM90 165V164H89ZM88 165V166H89ZM98 165V164H97ZM108 165V164H107ZM174 165V164H173ZM186 165V164H185ZM184 165V166H185ZM189 165V163L186 165V167ZM204 165V164H203ZM235 165V164H234ZM237 165V164H236ZM243 165V164H242ZM241 165V167H242ZM246 165V164H245ZM243 165V166H245ZM257 165V164H256ZM261 165V164H260ZM263 165V164H262ZM86 166V165H85ZM112 167V165H110ZM148 166V165H147ZM190 166V165H189ZM194 166V165H192ZM191 166V167H192ZM197 166H200L199 164ZM202 166V165H201ZM208 166H210L208 164ZM16 167V166H15ZM67 167V166H66ZM196 167V165L194 166ZM204 167V166H203ZM239 167V166H236V168ZM253 167H256L253 165ZM259 167V166H258ZM261 167V166H260ZM30 168V167H29ZM86 168V167H85ZM199 169L197 168H194L193 171H195L196 173H200L202 172V167H198ZM210 169L214 168L215 169V166L212 167L210 166L209 167ZM233 168V167H232ZM251 168V167H250ZM35 169V170H36ZM92 169V168H91ZM97 169V167L95 168ZM115 169V168H114ZM181 170V167L179 168ZM182 169H183V166H182ZM185 169V168H184ZM197 169V171L195 170ZM205 169V168H203ZM207 169V168H206ZM241 169V168H240ZM245 170V168H243ZM256 169V168H254ZM264 169V168H263ZM28 170V169H27ZM58 170V169H57ZM70 170V169H69ZM99 170V169H98ZM113 170V168H112ZM117 170H118V167H117ZM174 170H177L176 168ZM232 170V169H231ZM234 170H236L234 168ZM238 170V168H237ZM259 170V169H258ZM262 170V169H261ZM30 171V169H29ZM34 172V170H31ZM37 171V174L40 173ZM95 171V170H94ZM107 171V170H106ZM192 171V173H193ZM208 172V169L206 170ZM204 171V172H206ZM220 171V170H219ZM218 171V172H219ZM32 172V173H33ZM36 172V171H35ZM34 172V173H35ZM60 172V171H59ZM96 172V171H95ZM101 172V171H100ZM118 172V171H117ZM157 172V173H158ZM187 172V171H186ZM213 172H216L213 171ZM246 173V171H244ZM251 172V171H250ZM255 172V171H254ZM31 173V174H32ZM33 173V174H34ZM94 173V172H93ZM112 173V172H111ZM174 173V172H173ZM239 173V172H238ZM243 172H241L239 175V177L237 179H234L231 183H227L225 180V177L224 179L220 178V177H217L214 176L215 174H211L210 173H205V174H209V175H205L202 174V177H195L191 182H193V186L195 187V189L198 190H201L202 188H207V189H211L213 191V187H216L217 189L218 188H222L226 191H230L229 194H236V187L234 186H239V189L240 186H246L248 183L250 184V181H252L254 178H257V177H262L264 176V170L262 171H259L257 173H248V174H242ZM41 174V173H40ZM68 174V172H67ZM90 174V173H89ZM113 174V173H112ZM111 174V175H112ZM191 174V173H190ZM234 174V172H233ZM27 175V173H26ZM30 175V174H29ZM152 175V174H151ZM181 175V174H180ZM253 175V178H251V176ZM255 175V176H254ZM32 176V175H31ZM36 176V175H35ZM40 176V175H39ZM68 176V175H67ZM65 176V177H67ZM102 176V174H101ZM148 176V175H147ZM172 176V177H171ZM190 178H192L191 176H189ZM188 177V178H189ZM176 178V177H175ZM38 179V178H37ZM264 179V177L262 178ZM119 180V179H118ZM191 180V179H190ZM260 180V179H259ZM43 181V180H42ZM229 181V180H228ZM261 181V180H260ZM33 182V181H32ZM31 182V183H32ZM35 182V180H34ZM97 186H101V185H104L105 183V179L104 178H101L100 180H98L97 182ZM128 183V182H127ZM135 183V182H134ZM252 183V182H251ZM261 183V182H260ZM259 183V184H260ZM264 183V181L262 182V184ZM124 184V183H123ZM175 184V183H174ZM253 184V183H252ZM257 184V182H256ZM260 184V185H262ZM136 185V186H137ZM114 186V185H113ZM192 186V185H191ZM192 186V187H193ZM263 186V185H262ZM129 187V186H127ZM138 187V186H137ZM179 187V186H178ZM177 187V188H178ZM185 187V186H184ZM190 187V186H189ZM88 188V187H87ZM130 188V187H129ZM236 188V189H234ZM263 188V187H262ZM138 189H140L138 187ZM138 189H134V190H137ZM151 189V190H152ZM194 189V190H195ZM216 189V190H217ZM245 189V188H244ZM250 189V188H249ZM116 190V189H115ZM129 192L130 190L127 189ZM126 190V191H127ZM133 190V189H132ZM131 190V191H132ZM169 190V189H168ZM190 190H193V188ZM205 190V189H204ZM215 190V192H216ZM146 191V190H145ZM144 191V192H145ZM155 191V190H154ZM239 191V190H238ZM242 191V190H241ZM244 191V190H243ZM249 191V190H248ZM247 191V192H248ZM251 191V190H250ZM141 192V193H142ZM167 192V191H166ZM222 192V191H221ZM224 192V191H223ZM253 192V191H252ZM135 193V192H134ZM151 193V192H150ZM155 193V192H154ZM153 193V194H154ZM164 193V192H163ZM195 193V192H194ZM197 193V192H196ZM195 193V194H196ZM201 193V192H200ZM211 193V192H210ZM239 193V192H238ZM147 194V193H146ZM145 194V196H146ZM191 194V193H190ZM202 194V193H201ZM204 194V193H203ZM254 194L256 195V193L254 192ZM151 195V194H150ZM159 195V194H158ZM168 195V194H167ZM174 195V194H173ZM216 195V194H215ZM227 195V194H226ZM230 195V196H231ZM240 195V194H239ZM243 195V194H242ZM259 195V194H258ZM129 196V195H128ZM149 196V195H148ZM147 196V197H148ZM154 196V195H153ZM157 196V195H156ZM155 196V197H156ZM191 197H193V195H190ZM204 196V195H203ZM211 196V195H210ZM248 196V195H247ZM246 196V197H247ZM151 197V196H150ZM162 197V196H160ZM166 197V196H165ZM175 197V196H174ZM237 197V195H236ZM244 197V198H246ZM249 197V196H248ZM258 197V196H257ZM163 198V197H162ZM169 198V196H167V199ZM172 198V197H171ZM225 198V197H224ZM235 198V197H234ZM234 198H232L234 200ZM251 198V197H249ZM254 198V197H252ZM153 199V198H152ZM194 199H195V196H194ZM207 199V198H206ZM212 199V198H211ZM219 199V198H218ZM230 199V198H229ZM230 199V200H232ZM236 199V198H235ZM237 202L243 198L240 197L237 198ZM259 199V198H258ZM160 200V199H159ZM177 200V199H176ZM175 198H174V201H176ZM183 200V199H181ZM210 200V199H208ZM223 200V199H222ZM232 200V201H233ZM244 200V199H243ZM253 201V199H250ZM257 200V199H256ZM255 200V201H256ZM148 201V200H147ZM195 201V200H194ZM214 201V200H213ZM247 201V199H246ZM245 201V202H246ZM261 201V200H260ZM161 202V201H160ZM243 202V201H242ZM152 203V202H151ZM158 203V202H157ZM235 203V202H233ZM240 203V202H238ZM261 203V202H260ZM259 203V204H260ZM143 204V202H142ZM154 204V203H153ZM168 204V203H167ZM257 204V203H256ZM256 204H253V205H256ZM264 204V203H263ZM79 205V204H78ZM252 205V206H253ZM261 205V204H260ZM16 206L17 208L18 207H21L19 203H17L16 205H13L11 207H14ZM133 205H131L132 207ZM186 206V205H185ZM188 206V205H187ZM239 206V205H237ZM243 206V205H241ZM130 207V206H129ZM130 207V208H131ZM153 207V206H152ZM207 207V206H206ZM235 207V206H233ZM244 207V206H243ZM255 207V206H254ZM16 208V209H17ZM144 208V207H142ZM147 208V207H146ZM246 208V207H245ZM6 208L5 207H1L0 206V221L2 222H6L9 226H0V242L1 241H6L7 239H11L10 237H7L6 234H4V229L6 227H11L13 230H17V232L15 233H21L23 232V230L21 229V224L22 223H26L30 220L31 217H39L40 214H32L31 216H27L26 214V217L23 218L21 217L22 219H19L20 217L17 216L15 217V219H12L13 215H11V213H5V210ZM13 209V208H12ZM11 209V210H12ZM19 209V208H18ZM134 209V208H133ZM249 209V208H248ZM259 209V208H258ZM262 209V208H261ZM59 210V209H58ZM66 210V209H65ZM132 210V208H131ZM145 210V209H144ZM209 210V209H208ZM221 210V209H220ZM98 211V210H96ZM211 211V210H210ZM254 211V210H253ZM258 211V210H257ZM65 212V211H64ZM124 212V211H123ZM259 212V211H258ZM263 212V211H262ZM67 213V212H65ZM64 213V214H65ZM133 213V212H132ZM136 213V212H135ZM146 213V212H145ZM210 213V212H209ZM236 213V212H235ZM15 214V213H14ZM20 214V213H19ZM98 214V213H97ZM125 214V212H124ZM123 214V215H124ZM129 214V213H127ZM134 214V213H133ZM147 214V213H146ZM253 214V213H252ZM262 214V213H261ZM118 215L119 217H115V221H113L110 225H106V226H103V221L101 224H100V227L98 226V229L93 232V231H88L86 230L85 232L83 233H80L79 229L77 231L78 234H74L73 236H71L70 240H69V244H72L75 242V246L77 245V243L79 244L78 246L82 245L83 248L85 247V250L87 251H82L83 254L81 255L80 253V260L79 262H83V264H106L104 263V260L106 259V256H101L102 254H99L100 256H96V252H103L105 249V246L107 247V244L110 243L111 240H117L119 238H122V234L127 232L129 229H130V224H129V219L125 218V215ZM144 215V213H143ZM43 216V215H42ZM61 216H63V214L61 213ZM91 216V215H90ZM128 216V215H127ZM238 216V215H237ZM246 216V215H245ZM19 217V218H18ZM59 217V216H58ZM65 217V216H64ZM105 217V216H104ZM107 217V216H106ZM110 217V216H108ZM213 217V216H212ZM248 217V216H247ZM55 220H56V217H54ZM101 218V217H99ZM32 219V218H31ZM53 219V217L51 218ZM102 219V218H101ZM241 219V218H240ZM96 220V219H95ZM103 220V219H102ZM226 220V219H225ZM259 220V219H258ZM31 221V220H30ZM54 221V220H53ZM205 221V220H204ZM48 222V221H47ZM50 222V221H49ZM111 222V221H110ZM237 222V221H236ZM261 222V221H260ZM35 223V222H34ZM51 223V222H50ZM131 223V222H130ZM175 223V222H174ZM239 223V222H238ZM95 224V223H94ZM132 224V223H131ZM230 224V223H229ZM105 225V224H104ZM174 225V224H173ZM232 225V224H230ZM82 226V225H81ZM242 226V225H241ZM258 226V225H257ZM261 226V225H260ZM91 227V226H90ZM97 227V225H96ZM95 227V228H96ZM133 227V226H132ZM171 227V226H170ZM224 227V226H223ZM249 227V226H248ZM10 228V229H11ZM217 228V227H216ZM11 229V230H12ZM94 229V228H93ZM222 229V228H221ZM220 229V230H221ZM113 230H116V231H113ZM140 230V229H139ZM145 230V229H144ZM183 230V229H182ZM230 230V228H229ZM109 231H113L115 232L113 236H111V234L109 235L108 232ZM134 231V230H133ZM203 231H206L204 230L203 228ZM201 231L202 234H206L205 232ZM74 232V231H73ZM72 232V234H73ZM116 232H118L116 234ZM174 232V230H173ZM171 233V234H168V235H165L164 233V237H162V243H164L162 246H157L155 247V249L151 248L150 250H143L141 252H135V253H132V254H129L126 255V256H122L120 258H111L109 259L108 263L107 264H167V263H172V264H183V263H186L184 260H182L183 258V255H189L191 254L190 251L188 249H185L183 248L181 245L183 244H186L189 243L191 240V243L192 244H187L188 245V248H196L195 244L193 246L194 243H198V241L196 240L197 237H193L192 239H187L184 238V237H179L178 233L176 235V230H175V233ZM226 232V231H225ZM232 232V231H231ZM262 232V231H261ZM10 233V232H9ZM134 233V232H133ZM138 233V231H137ZM180 233V232H179ZM196 233V232H195ZM218 233V232H217ZM230 233V232H229ZM198 234V233H197ZM228 234V233H226ZM182 235V234H181ZM188 235V234H187ZM207 235V234H206ZM219 235V234H218ZM163 236V235H162ZM220 236V235H219ZM170 237H173L174 239H169ZM190 237V236H189ZM211 237V236H210ZM21 239H23L24 237L20 236ZM44 238V237H43ZM203 238V237H202ZM28 239V238H27ZM42 239V238H41ZM134 239V238H133ZM150 239V238H149ZM204 239V238H203ZM264 239V238H263ZM8 240V241H9ZM25 240V239H24ZM120 240V239H119ZM199 240V238H198ZM210 240V239H209ZM225 240V239H224ZM228 240V239H227ZM27 246H28V251L27 253H29L27 256H26V260L24 261L23 264H74V262L77 260H75L74 258V255H71L69 253V251L67 250L66 247L63 248L62 245H54L52 244V242H49L47 243L46 242V239L45 240H37L36 238H33V240H27ZM123 241V240H122ZM150 241V240H149ZM161 241V240H160ZM115 243V241H113ZM151 242V241H150ZM157 242V240H156ZM209 242V241H208ZM5 243L8 244V242L6 241ZM94 243H97L96 246H92V244ZM121 243V242H120ZM149 243V242H148ZM161 243V242H160ZM6 244V245H7ZM64 244V243H63ZM200 244V243H199ZM213 244V243H212ZM1 245V243H0ZM4 245V244H2ZM65 245V244H64ZM147 245V244H146ZM155 245V244H154ZM218 245V244H217ZM216 245V246H217ZM9 246V245H8ZM21 246L23 247V245L21 244ZM68 246V244H67ZM91 246V247H90ZM211 246V245H210ZM263 246V245H262ZM1 247V246H0ZM74 247V246H73ZM149 247V246H148ZM186 247V246H185ZM226 247V246H225ZM70 248V247H68ZM109 248V247H108ZM123 248V247H122ZM146 248V247H145ZM209 248V247H208ZM215 248V247H214ZM213 248V250H214ZM220 248V247H219ZM3 249V248H2ZM93 249H95L93 251ZM199 249V248H198ZM205 249V248H204ZM217 249V247H216ZM133 250V249H132ZM203 250V248H202ZM225 250V249H224ZM25 251V250H24ZM198 251V250H197ZM218 251V250H217ZM86 252V253H84ZM106 252V251H105ZM202 252V251H201ZM200 253V252H199ZM1 254V253H0ZM165 254H170L172 256V260L171 259H166V255ZM214 254V253H213ZM157 255V256H156ZM158 255H165V259H158L157 257H159ZM199 255V254H198ZM170 256V257H171ZM213 256V255H212ZM211 256V257H212ZM216 256V255H215ZM113 257V256H112ZM163 257V256H162ZM192 257H195V262H197L198 258H197V255H193ZM191 257V259H192ZM2 258V257H1ZM186 258V256H185ZM218 259V258H217ZM190 260V258H189ZM188 260V261H189ZM202 260V259H201ZM216 260V259H215ZM243 260V259H242ZM246 260V259H245ZM258 260V259H257ZM241 261V260H240ZM248 261V260H247ZM245 261V262H247ZM242 262V261H241ZM77 263V261H76ZM249 263V262H247ZM239 264V262H238ZM243 264V263H242ZM250 264V263H249ZM253 264V263H252Z\"/></svg>", "mask_w": 264, "mask_h": 264}]
</instances>
